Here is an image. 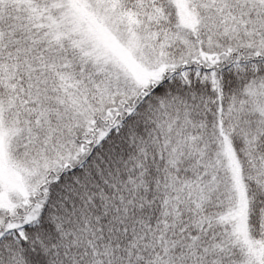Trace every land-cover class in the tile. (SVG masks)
Masks as SVG:
<instances>
[{"label":"snow or ice","instance_id":"1","mask_svg":"<svg viewBox=\"0 0 264 264\" xmlns=\"http://www.w3.org/2000/svg\"><path fill=\"white\" fill-rule=\"evenodd\" d=\"M0 264H264V0H0Z\"/></svg>","mask_w":264,"mask_h":264}]
</instances>
